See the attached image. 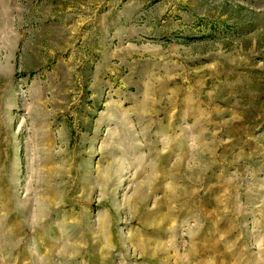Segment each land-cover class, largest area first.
<instances>
[{
  "label": "rangeland",
  "instance_id": "rangeland-1",
  "mask_svg": "<svg viewBox=\"0 0 264 264\" xmlns=\"http://www.w3.org/2000/svg\"><path fill=\"white\" fill-rule=\"evenodd\" d=\"M0 264H264V0H0Z\"/></svg>",
  "mask_w": 264,
  "mask_h": 264
}]
</instances>
